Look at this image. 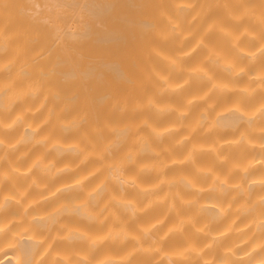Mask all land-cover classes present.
Wrapping results in <instances>:
<instances>
[{
  "label": "clouds",
  "instance_id": "9594fccd",
  "mask_svg": "<svg viewBox=\"0 0 264 264\" xmlns=\"http://www.w3.org/2000/svg\"><path fill=\"white\" fill-rule=\"evenodd\" d=\"M146 2L110 120L0 0V264H264V0Z\"/></svg>",
  "mask_w": 264,
  "mask_h": 264
},
{
  "label": "bare ground",
  "instance_id": "6f19581e",
  "mask_svg": "<svg viewBox=\"0 0 264 264\" xmlns=\"http://www.w3.org/2000/svg\"><path fill=\"white\" fill-rule=\"evenodd\" d=\"M161 6L146 0H11L6 30L31 35L29 52L42 49L44 75L69 101V115L84 109L114 120L100 103L124 90L121 77L131 68L139 29Z\"/></svg>",
  "mask_w": 264,
  "mask_h": 264
}]
</instances>
